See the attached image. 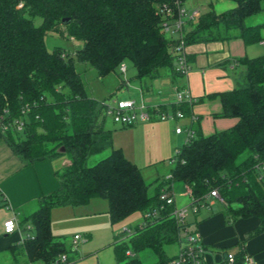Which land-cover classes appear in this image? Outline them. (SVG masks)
<instances>
[{
  "label": "trees",
  "instance_id": "obj_1",
  "mask_svg": "<svg viewBox=\"0 0 264 264\" xmlns=\"http://www.w3.org/2000/svg\"><path fill=\"white\" fill-rule=\"evenodd\" d=\"M234 1L236 6L229 10L202 13L197 25L186 31V45L234 37L247 44L259 42L264 22L247 24L246 19L264 9V0ZM175 2L0 0V121H24L22 130L13 125L2 137L25 164L65 156L70 160L55 171L59 187L43 195L35 211L21 217V228L29 233L23 242L8 248L16 259L22 254L25 262L51 264L66 252L72 261L70 246L52 232V209L105 198L112 224L136 211L145 218L133 231L125 228L114 236L115 264H145L139 254L146 249L167 264L177 255L169 256L165 245L180 242L181 230L189 222L179 224L173 216L174 204L164 203L160 194L166 185L179 182L186 187L190 205L202 206L204 196L217 188L228 223L257 217L260 224L250 236L264 232V181L257 170L264 160V54L237 59L245 66V81L233 89L195 97L191 103L149 106L151 111L185 114L190 104L218 97L222 109L216 116L237 118L233 126L208 135L198 124L191 127L192 136L176 147L171 178L158 177L153 182L146 181L141 167L114 146L113 129L105 123L107 103L88 94L77 69L76 59L106 77L119 74L120 65L130 61L137 77L145 78L144 85L165 67L175 78L180 74L176 70L178 39L164 32L168 16L162 10L172 8L174 17ZM37 16L42 18L39 25L34 22ZM64 18L70 20L64 23ZM50 32L82 40L83 45L75 57L60 46L50 50L45 40ZM107 149V156L88 164L91 156ZM148 212L150 218L145 217ZM222 254L224 260L228 252ZM244 256L239 249L233 264H246Z\"/></svg>",
  "mask_w": 264,
  "mask_h": 264
},
{
  "label": "crops",
  "instance_id": "obj_2",
  "mask_svg": "<svg viewBox=\"0 0 264 264\" xmlns=\"http://www.w3.org/2000/svg\"><path fill=\"white\" fill-rule=\"evenodd\" d=\"M185 50L188 62L191 66V70L187 74H178L174 78L167 72L161 71L159 77L149 80L144 87L147 89L153 85L157 87L160 84L162 85L169 82L171 79L173 82L179 81L177 87L179 89L189 90L194 97L230 90L233 89L237 81V75L243 71L242 65L237 62V59L244 56L254 57L253 55L258 53V50H253L252 45L245 43L240 37L192 43L186 45ZM119 72L121 71L119 70ZM174 97L175 94H170L166 90V93L161 97H151V100L147 104L149 106L169 104L174 102ZM189 107V113H185L186 116H189L190 123L188 128L198 124L204 134L214 129H227L233 126L237 121L236 118L232 117L216 116V113L220 112L222 109L218 97H205L200 102L190 104ZM207 122L214 123V127L208 132H206L205 129ZM217 122L219 125L218 128L216 126ZM114 130L115 128L113 129V133ZM113 144L115 147L122 148L114 142V138ZM129 159L132 160L131 158ZM58 160L59 159H43L25 164L11 151L5 139L3 137L0 138V252L6 249L8 250L13 244L20 242V233H5L4 221L12 216H16L20 223L22 216L32 213L39 207V199L43 195L59 187L60 183L55 171L57 168L68 164L70 160L67 156L61 158L62 161L60 164L57 163ZM169 173L170 171L167 175ZM174 190L175 193L181 191V195L185 194L183 196L190 197L184 184L179 185L176 183L174 185ZM90 202H92L91 206L93 209H98L97 205L99 201H96V198H93ZM90 202L88 204H90ZM215 203L216 201L209 204V206L213 207ZM175 205L180 208L177 204L176 196ZM185 205H188V203ZM57 208L58 207H54L52 209V219L54 212H56L55 210H58ZM101 208H103L102 204H100V209ZM105 208H108V203H105ZM199 211L192 213L190 221L193 223V228L191 230L199 234L200 242L207 248L204 255L205 264H218L222 260L223 251L235 254L239 249H243L245 254L252 257L253 264H264V232L250 236L259 226V218L239 217L233 222L228 223L221 210L214 211L212 208L211 210H206L201 216H197ZM144 220L143 214V219L140 220L139 224H142ZM125 223L127 222L122 220L120 225H123L124 229L127 228L132 230L131 226L128 228L125 226L127 225ZM25 231L29 233L27 229L24 230L21 228L22 237H25ZM70 239L71 241L65 240L68 245L72 242L71 237ZM11 260L14 264H22L25 263V256L21 254L16 259L11 253Z\"/></svg>",
  "mask_w": 264,
  "mask_h": 264
},
{
  "label": "rangeland",
  "instance_id": "obj_3",
  "mask_svg": "<svg viewBox=\"0 0 264 264\" xmlns=\"http://www.w3.org/2000/svg\"><path fill=\"white\" fill-rule=\"evenodd\" d=\"M187 5L193 8H200L201 14L214 9L216 12H223L236 6L234 0H187ZM264 6V2H263ZM42 18L37 16L34 19L36 25H39ZM264 22V9L259 13L249 16L246 19L247 24H258ZM198 23L196 18L192 24H187L186 31L193 29ZM169 36V35H168ZM177 37V35H174ZM47 47L52 50L56 46L62 47L67 53L75 57L77 49L83 45L82 40L70 38L66 35L58 33H48L45 37ZM253 50H258L253 56L264 54V45L259 42L251 43ZM128 70L126 74H110L106 77H100L97 70L91 65H85L76 59L77 69L80 71L85 83L86 90L89 95L106 102L113 104L116 100L124 98H135L137 102L143 101L147 104L151 97H161L166 93L175 94L179 81L173 82L171 79L165 84H160L149 89L144 87V79L137 77L136 68L130 61L126 62ZM242 73L237 75V81L234 87L244 83L245 81V66L242 65ZM163 72L171 75V69L165 67ZM233 87V88H234ZM182 89V88H180ZM144 96H143V94ZM170 97V96H169ZM174 101L176 98L174 97ZM148 105V104H147ZM237 119V118H236ZM106 126L115 128L113 133L114 142L123 148L124 153L136 162L142 169L144 178L148 182L155 181L158 177H164L170 171V168L175 165L173 157L177 146H182L188 138L187 127L189 126V116H184L177 119H152L149 121H140L133 126L123 128L122 124L115 122L111 116L106 118ZM188 123V124H187ZM182 127L183 132L177 134V127ZM219 127L218 122L216 124ZM214 127V123H206V132ZM214 129L210 134L215 132ZM109 149L97 153L88 159V164H94L98 160L109 154ZM61 158L57 161L61 163ZM182 185L181 182L178 183ZM151 187L150 189H152ZM177 191L175 193L178 206H184L188 203L190 197L183 196ZM99 201L97 208H92V202L87 205L80 206H58L55 210L51 221L52 232L54 235L63 241L69 240L74 234H81L84 240H80L76 250L71 252L72 264H115V252L113 247L114 236L124 229L119 223L112 224L110 216L105 208L107 199L96 198ZM100 204L103 208L100 209ZM186 206V205H185ZM224 211L225 205L217 200L213 207L208 204L200 206V211L197 216H201L206 210ZM98 210V211H94ZM192 211L187 215L188 228H193L191 223ZM143 219V213L136 211L129 217L124 219L127 223L126 227L134 229ZM54 220V222H53ZM25 236L28 234L24 232ZM180 242L165 245V251L169 256L177 255L180 251ZM145 264H165L158 261V257L151 249H146L139 254ZM0 264H14L11 260V252L3 250L0 252Z\"/></svg>",
  "mask_w": 264,
  "mask_h": 264
},
{
  "label": "built area",
  "instance_id": "obj_4",
  "mask_svg": "<svg viewBox=\"0 0 264 264\" xmlns=\"http://www.w3.org/2000/svg\"><path fill=\"white\" fill-rule=\"evenodd\" d=\"M176 11L174 17L172 8L164 6L162 10L168 16L167 19L163 22V30L166 35L174 36L177 35L178 42L176 44V53H177V65L176 70L180 74H187L191 70V66L187 59L186 54V26L187 24H192L193 21L200 17L201 11L200 8H193L192 6L187 5V0H176ZM19 6H22L20 4ZM260 44L264 45V34L262 39L259 41ZM120 71L124 74L127 72V65L122 63L120 65ZM175 98L177 102H193L195 101V97L190 93L189 90L186 89H176ZM107 114L111 116L115 122H118L122 125H132L136 124L140 121H149L152 119H177L185 116L183 111L177 110L176 112L170 111H151L149 105H147L143 99L140 102H137L135 99H119L116 100L113 104H107ZM18 130H22L24 128V121L16 120L13 123L7 122L2 123L0 121V138L3 133L8 129L12 128V126ZM177 133H182L183 128L177 127ZM188 138L192 136L193 131L187 127ZM187 138V139H188ZM257 170L259 172V179L264 181V160L258 163ZM171 174L169 173L166 176V179H170ZM161 200L166 204H174L175 208L173 210V216L176 218L179 224H185L187 221V215L192 211V213H196L200 206L198 205H186L183 207H176L175 205V190L174 186L169 187L165 186L161 190L160 194ZM221 201L224 203L223 197L220 195L217 188L212 189L207 195L204 196L203 204H211L214 201ZM156 214V212H155ZM152 213H146L145 217L150 218ZM28 227H30L28 225ZM130 230V229H129ZM128 230V231H129ZM4 231L7 234L20 233V242H23L25 237L21 235V225L16 216H12L4 221ZM80 240H84L81 234H74L72 238V242L69 244L70 248L75 251L77 244ZM180 251L177 256L168 262L167 264H205L204 255H205V247L200 242L199 234L190 230L188 226L183 227L181 230V238H180ZM127 254H132L130 250H127ZM235 261V254L228 253L224 260L220 261L218 264H233ZM244 261L246 264H253V259L250 255L245 254ZM22 264H46L43 261H27ZM51 264H71V260L69 258V254L63 252L59 254Z\"/></svg>",
  "mask_w": 264,
  "mask_h": 264
},
{
  "label": "water",
  "instance_id": "obj_5",
  "mask_svg": "<svg viewBox=\"0 0 264 264\" xmlns=\"http://www.w3.org/2000/svg\"><path fill=\"white\" fill-rule=\"evenodd\" d=\"M69 20H70V18H64V19H63V22H64V23H67Z\"/></svg>",
  "mask_w": 264,
  "mask_h": 264
}]
</instances>
